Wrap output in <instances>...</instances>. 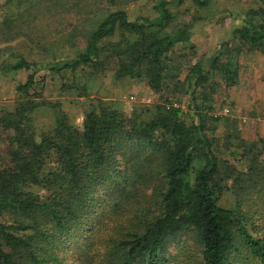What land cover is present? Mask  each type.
I'll return each mask as SVG.
<instances>
[{"label":"trees","instance_id":"1","mask_svg":"<svg viewBox=\"0 0 264 264\" xmlns=\"http://www.w3.org/2000/svg\"><path fill=\"white\" fill-rule=\"evenodd\" d=\"M214 1L157 0L154 16L133 19L109 11L71 55L8 62L5 70L30 72L0 114V264H67L58 244L77 232L78 264L90 255L99 264H233L238 255L264 264V216L253 208L264 206V138L243 136L239 116L214 105L220 89L240 83L241 55H264V0H244L231 40L193 60V23L178 9ZM44 68L140 80L157 99L130 114L91 100L81 125L55 109L38 134L31 113L41 104L30 90ZM181 95L190 120L175 105ZM172 245L182 252L170 255Z\"/></svg>","mask_w":264,"mask_h":264},{"label":"rangeland","instance_id":"2","mask_svg":"<svg viewBox=\"0 0 264 264\" xmlns=\"http://www.w3.org/2000/svg\"><path fill=\"white\" fill-rule=\"evenodd\" d=\"M156 1L0 0V114L15 106L19 99L16 86L24 82L30 72L5 70L8 62L15 61L19 55L40 65L49 60L65 58L73 53L74 47H82L84 35L95 26V21L109 11L123 9L131 19L138 16L152 17L155 15L153 4ZM244 6V0H216L203 9L188 3L178 9L179 19L193 23L191 39L197 51L193 60L212 55L222 43L231 40L234 27L241 22ZM195 18L201 20L194 22ZM240 60L243 64L241 81L234 87L218 91L214 102L216 112L239 116L242 135L248 139L264 138V55L258 52L244 53ZM35 79L30 93L41 105L31 113V117L38 134L52 128L55 109L81 125L91 100L103 99L117 103L130 114L138 103L150 104L157 99V95L143 81L128 77L115 79L109 72L97 77L79 71L74 74L65 71L57 75L44 68L36 74ZM65 84L71 88L65 87ZM175 105L181 107L185 115H191L187 95H181ZM186 118L190 120L188 115ZM244 165L240 164L241 167ZM224 197L228 200L227 195ZM254 202L258 204L254 203L253 208L260 215L261 209L264 216V206L261 202ZM96 219L97 215L90 225H94ZM263 223L264 220L260 222L261 226ZM83 235L84 232H77L71 239L58 244L59 252L67 264H78L76 248L82 244ZM185 239L186 236L179 237L180 247H183ZM186 243L189 245V240ZM176 252L179 254L182 251L175 245L170 246L169 254ZM89 259L87 264L100 263L91 255ZM233 264L251 262L245 259V255H238L233 258Z\"/></svg>","mask_w":264,"mask_h":264}]
</instances>
